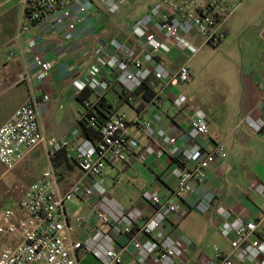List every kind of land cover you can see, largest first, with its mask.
Here are the masks:
<instances>
[{
    "label": "built area",
    "instance_id": "obj_1",
    "mask_svg": "<svg viewBox=\"0 0 264 264\" xmlns=\"http://www.w3.org/2000/svg\"><path fill=\"white\" fill-rule=\"evenodd\" d=\"M128 1L131 0H20L16 38L24 39L20 54L30 59L31 70L20 75L17 83L29 86L43 83L52 70L40 43L30 35L33 26L45 24L53 30L63 29V40L69 42L76 28L87 22L90 9L114 15ZM242 1L159 0L144 19L130 27L140 50L127 49L120 56L107 58L116 60L112 66L116 83L129 93L150 77L170 85L186 84L191 79L186 64L171 74L155 61L156 55L167 41H174L178 49L185 48L181 35L189 30L198 34L204 44L217 46L227 35L228 18ZM11 58L10 54L8 60ZM108 87V81L97 80L96 99ZM49 99L46 93L40 98L30 95L0 126V165L7 171L39 145H44L48 159L41 177L24 187L14 204L0 208V237L12 239L10 244H0V264H81L86 256L93 257L97 264H126L129 258L133 264H188V253L194 251V245L178 232L173 220L190 212L182 205V197L193 194L195 186L210 173L222 171L226 159L224 146L216 144L193 169L179 165L199 153L198 141L208 134L206 120L200 116L190 121L187 137L191 144L179 151L176 138L161 129L152 136L153 144L140 146L129 136L128 128L138 125L151 137L150 125L127 123L123 116L111 114L100 130L97 144L81 139L74 154L79 178L63 190L51 161L69 147L72 138L80 136V130L76 127L61 139L46 138L40 109ZM93 103L84 101L83 105L91 109ZM173 103L180 108L184 97L175 96ZM90 121L93 123V118ZM245 124L255 133L264 129L261 118L246 117ZM130 156L140 162L170 156L178 163L169 171L167 181L159 180L160 183L144 189L138 204L126 209L105 193L101 178L106 167ZM249 191L264 201V184L251 183ZM74 197L87 203L91 219L71 217L66 204ZM213 227L230 251L224 253L212 245L214 256L205 258L201 264H264V240L256 236V222L219 207ZM79 228L87 234L83 240L75 238Z\"/></svg>",
    "mask_w": 264,
    "mask_h": 264
},
{
    "label": "crops",
    "instance_id": "obj_2",
    "mask_svg": "<svg viewBox=\"0 0 264 264\" xmlns=\"http://www.w3.org/2000/svg\"><path fill=\"white\" fill-rule=\"evenodd\" d=\"M141 1V5H138L139 15L130 22H125L120 17L121 11L108 15L101 9H90L87 22L76 28L72 34L73 39L69 42L63 40V29L53 30L45 24L33 26L30 35L40 43L43 56L52 63V70L46 81L29 86L17 83L20 75L31 70L30 59L20 54L24 39L16 38L20 0H0V126L12 117L30 95L40 98L46 93L50 99L41 105V127L46 138L61 139L87 117L89 111L83 107V102L95 101L96 81L99 79L109 83L103 96L106 103L114 108L113 114L123 116L127 123L150 125L151 137L145 135L138 125L128 128L129 136L135 138L140 146L153 144L152 136L161 129L176 138V147L182 151L191 144L187 137L190 121L201 116L207 122L208 134L199 139L197 156L179 165L193 169L216 144L224 146L226 159L223 161L222 171L215 170L210 173L204 182L195 186L193 194L182 197V205L190 211L200 210L216 233L213 222L219 207H225L234 215L256 222V236L264 240V201L249 191L251 183L264 184V131L255 133L245 124L246 117L264 119V36L249 43L256 48L255 51L242 50L240 54H233L225 61L226 79L220 80L222 95L216 102L214 97L209 95V90L201 88L200 84L204 81L198 82L201 73L199 69L208 72V62L202 60L201 50L211 45L204 44L203 39L193 31L182 33V39L187 46L178 49L174 41H167L156 55L155 61L171 74L186 64L191 72L190 81L186 84L170 85L150 77L146 88L152 91V99L145 102L139 94L128 105L122 102L119 96L120 90L112 67L116 60L113 58L122 55L127 49L140 50L130 27L138 21L137 19L143 16L144 19L148 10L159 0ZM184 28L187 29L185 26ZM228 33L227 27V35ZM226 36L218 45L224 44ZM10 54L12 58L8 60ZM109 57L113 58L107 59ZM21 85L24 89L20 88ZM82 95L84 98L80 101ZM177 95L184 97L180 108L175 107L173 103ZM13 97L17 98V101ZM10 98L12 99L9 100ZM126 105L135 111V116L130 119L126 116ZM81 139L80 136L72 138L69 147L65 149L68 161L72 164L75 163L74 154ZM38 147L46 151L44 145ZM35 149L25 157L22 164ZM21 163L16 167L22 165ZM136 163L143 164L152 176V179H148L140 188L141 197L144 189L150 185L160 183L159 180L167 181L169 171L175 168L178 162L170 156L148 159L145 162L130 156L125 161L109 167L114 169L122 165L123 168L132 169ZM79 175L76 167L73 172L63 174L59 177L61 188L66 189ZM40 177L41 175L34 181ZM137 204L138 200L125 208L130 209ZM87 208L88 211L82 217L91 219L92 214L88 206ZM180 221L181 219L173 220L177 230ZM86 235L82 228H79L75 238L83 240ZM11 241L10 238L0 237V244H10ZM188 257V264H201L204 261L196 263L194 251H190ZM126 264L133 262L129 258Z\"/></svg>",
    "mask_w": 264,
    "mask_h": 264
},
{
    "label": "rangeland",
    "instance_id": "obj_3",
    "mask_svg": "<svg viewBox=\"0 0 264 264\" xmlns=\"http://www.w3.org/2000/svg\"><path fill=\"white\" fill-rule=\"evenodd\" d=\"M141 2V0H131L122 4L119 7L120 17L125 22L133 20L140 13L138 5H141ZM227 27L229 33L224 44L208 46L200 53L202 60L208 62V72H204L202 68L199 69L201 73L198 82L204 81L203 84H200L201 88L209 90V95L213 96L216 102L221 99L222 95L220 80L226 79L225 61L233 54H240L242 50L255 51L256 48L249 43L264 36V0H243L228 18ZM20 88L24 89V86L21 85ZM13 99L17 101V98L13 97ZM1 100L2 96L0 95ZM125 112L128 119L135 116V111L131 106L126 105ZM46 157V151L38 147L23 164L21 163L22 165L15 169L7 171L0 165V208L14 204L20 197L23 188L42 174L47 166ZM101 179L105 193L125 208L135 204L137 200L140 201L139 190L145 185L144 182L152 179V176L143 164L136 163L132 169L123 168L122 165H118L114 169L108 166ZM66 209L72 218L81 217L88 211L86 202L77 197L66 204ZM178 230L194 245L196 263L213 256L212 245H216L221 251H230L227 242L212 230L210 221L203 217L198 209L190 211L181 219L178 223ZM91 263L97 264L93 257L87 256L82 264Z\"/></svg>",
    "mask_w": 264,
    "mask_h": 264
},
{
    "label": "trees",
    "instance_id": "obj_4",
    "mask_svg": "<svg viewBox=\"0 0 264 264\" xmlns=\"http://www.w3.org/2000/svg\"><path fill=\"white\" fill-rule=\"evenodd\" d=\"M148 80L142 83V85L132 93L125 91L120 85L117 84L120 90V98L122 102L130 105L131 100H134L137 96L142 95V98L145 102H148L152 99L153 93L151 90L147 89ZM83 97L79 98L80 101L83 100ZM89 112L87 113V117L79 122L78 128L80 130V137L82 139H88L94 144H97L100 141V130L105 125L108 117L114 113V108L106 103L105 97L102 96L99 99H95L91 109L86 108ZM93 118V123H91L90 119ZM93 124V125H92ZM264 131V129L262 130ZM54 172L58 177L61 178L63 174L71 173L75 170V163H71L68 161L67 152L65 149L60 151L55 155V157L51 161ZM69 170V172H68Z\"/></svg>",
    "mask_w": 264,
    "mask_h": 264
}]
</instances>
